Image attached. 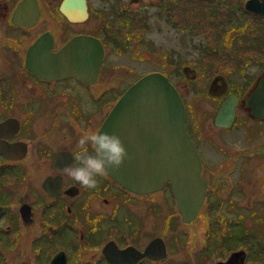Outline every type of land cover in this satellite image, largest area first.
I'll list each match as a JSON object with an SVG mask.
<instances>
[{
	"label": "flooded vegetation",
	"instance_id": "flooded-vegetation-1",
	"mask_svg": "<svg viewBox=\"0 0 264 264\" xmlns=\"http://www.w3.org/2000/svg\"><path fill=\"white\" fill-rule=\"evenodd\" d=\"M63 1L0 0V248H22L19 237L34 229L38 233L28 238V249L20 250L25 261L18 264H37L42 257H47L45 264H51L59 251H63L65 264H264V230L255 232L244 221L252 209L248 214L236 210L240 197L232 196L233 186L229 185L225 198L234 213L223 212L220 198H216V193L225 188L220 183L222 178L210 179L207 169L213 168L211 164L204 166L202 159L200 173L206 181L205 195L198 214L187 222L177 210L169 181L159 190L140 193L123 187L107 173L96 177L95 188H86L63 174L66 165L77 163L80 137L99 132L107 106L141 75L151 71L146 68L139 73L138 64L122 60L110 63L109 55L128 53L133 59L138 57L137 41L131 35L137 29V21L145 20L144 27L151 29V13L162 16L159 8L171 22L174 9H178L176 2L183 0H66L71 15L61 8ZM221 1L205 0L200 7L207 6L209 13L216 12L223 20L232 21L234 15L241 19V14L264 20V0ZM123 28L125 37H120ZM142 40L151 44L150 39ZM169 49L167 67L159 71L165 72L178 89L185 106L186 129L197 146L194 137L204 140L207 124L191 113L190 102L189 107L186 103L189 96L185 95L189 82L199 76L194 65L196 58H185L180 53L179 58L172 60ZM205 54L217 55L210 51L202 53ZM107 66L125 68L133 74L111 96L112 100L107 97L112 86L105 84ZM263 69L253 77L245 72L243 84L238 86L224 69L209 76L203 92L212 102L208 124L212 123L215 131L247 125L250 119L264 120L253 117L245 104ZM231 96L235 97L231 124H217V112ZM43 118L45 123L41 122ZM33 155L37 161L31 158ZM226 178L230 181L229 175ZM156 194H161L158 200ZM139 198H148L149 207L160 210L165 209L159 205L166 200L167 208H176L183 228L197 226L205 214L201 231L209 227L210 235L216 236L221 229L219 236L224 235L218 240H210L206 234H200L204 239H181L179 244L185 249L178 251L161 236L164 250L148 247L159 235L142 238L141 227L122 212L126 201ZM235 214H243L238 225L234 224ZM211 220L219 226L216 232L215 226L208 224ZM165 223L169 226L168 219ZM53 244L59 246L54 249ZM180 250L183 255L177 258L175 253Z\"/></svg>",
	"mask_w": 264,
	"mask_h": 264
},
{
	"label": "rangeland",
	"instance_id": "rangeland-1",
	"mask_svg": "<svg viewBox=\"0 0 264 264\" xmlns=\"http://www.w3.org/2000/svg\"><path fill=\"white\" fill-rule=\"evenodd\" d=\"M200 2H205V0H194V5L189 7V4H193L191 1H177L176 3L178 4L175 5L178 9H174L175 18L171 22L168 20L167 13L165 14L163 9L158 8V11L162 12V16L159 17L151 13V29L144 27L145 20H138L136 31L131 32V35L135 36L137 41L138 57L133 59L128 53L122 56L110 54L108 61L114 63L122 60L126 63H136L138 64L139 73H141L140 71L146 68H151V71L153 69L164 71V67H167L166 59L168 54L166 52L168 48H170L172 60L174 57L179 58L180 53L185 58H196L194 65L199 72V76L194 81L189 82L190 85L187 87L189 89L185 92V95L189 96V101L186 99V103L189 107L190 102V108L194 111H191V113L195 116L198 115L207 124L205 135L204 133L202 135L204 140L194 137L196 147L204 166L211 164L213 168L207 169L208 177L210 179L214 176L222 178L220 183L225 188L223 190L220 189L216 193V198H220L223 212L227 214L234 213V210H229L231 208L230 201L225 198L226 190L231 185L233 186L231 189L233 190L232 196L240 197L236 201V203H239L236 210L248 214L249 210L252 209L251 215L244 221L250 225L252 230L260 232L264 230V120L256 121L255 119H250L247 125L240 124L220 132L215 131L212 123L210 122L211 125L208 124L212 111V102L204 94L203 85L208 83L209 76L214 71L224 69L230 72L233 84L238 86L243 84V74L245 72H250L253 77L260 68L264 67V20L252 15L245 17L243 14H241V19L234 15L232 21L230 19L223 20L216 14L215 10V14H211L207 6L202 5L200 7ZM152 10L153 8L151 7ZM236 10L238 11V9ZM170 15L173 14L171 13ZM183 28H186V30ZM188 28H191V30H188ZM124 30V28L120 29V37H125ZM142 37L150 39L151 44L150 41L143 42ZM168 46L177 49L179 52L177 50L173 52L174 49ZM207 51L217 55L211 57L205 54L203 56L202 53ZM128 58L133 62L129 61ZM173 70L176 72L174 68ZM106 71L105 84L112 86V89L107 92V97H111L115 92L121 90L130 80L129 78L133 77V74L125 68L107 66ZM110 100H112V97ZM110 107L111 105H108L107 109L109 110ZM207 113L209 115H206ZM45 121V118L41 120L42 123H45ZM31 158L37 161L35 155ZM218 160L221 162L219 163ZM231 169L232 172L230 174L229 171ZM37 174L38 169L35 168V176ZM228 175L230 181L226 178ZM160 196L161 194H156V200ZM211 197H213V194ZM220 202L217 203L218 206ZM161 203L159 206H163L165 208L163 210L149 207L148 198L130 199L126 201L122 212L126 213L141 227L139 234L142 238L145 239L154 235L163 236L170 242V247L177 248V251L185 249L179 244L181 239L194 241L204 239L201 238L200 234H206L208 239L218 240L224 235L219 236L221 229L216 236L210 235L209 227H207L205 232L201 231L199 226L203 223L205 224V214L201 215L196 223L197 226L193 224L191 228H183L176 214V208L173 205L167 208L166 200ZM169 211L170 213L168 214ZM235 216L234 224L238 225L243 214H235ZM222 218L227 219L226 217ZM166 219H168L169 226L165 223ZM216 223V221L212 220L208 222L210 227L215 226ZM218 227L217 225L215 226V232ZM36 233H38L36 230L31 229L21 234L19 242L22 244V248L1 247L2 263L6 262L5 257L8 258L7 264H18L25 261L20 250L28 249L27 240ZM58 237H60V233ZM51 238H53V235H51ZM254 239L257 238L255 237ZM43 240L48 239L43 238ZM177 244L179 245L178 247ZM52 246L55 249L59 245L53 244ZM182 255L181 250L175 253L177 258Z\"/></svg>",
	"mask_w": 264,
	"mask_h": 264
},
{
	"label": "water",
	"instance_id": "water-1",
	"mask_svg": "<svg viewBox=\"0 0 264 264\" xmlns=\"http://www.w3.org/2000/svg\"><path fill=\"white\" fill-rule=\"evenodd\" d=\"M67 3L63 1L61 8L68 13ZM234 104L233 96L224 100L216 115L217 124H231ZM245 104L253 117L264 118V70ZM99 132L117 133L128 152L119 168L107 169L110 177L140 193L158 190L168 180L182 219L189 221L196 216L206 187L200 173L201 159L185 127L182 97L163 72L150 71L129 85L109 110ZM150 245L164 250L159 236ZM63 255L59 251L50 263L65 264Z\"/></svg>",
	"mask_w": 264,
	"mask_h": 264
},
{
	"label": "clouds",
	"instance_id": "clouds-1",
	"mask_svg": "<svg viewBox=\"0 0 264 264\" xmlns=\"http://www.w3.org/2000/svg\"><path fill=\"white\" fill-rule=\"evenodd\" d=\"M77 147V163L66 165L63 174L86 188L97 187L96 177L104 176L108 168H119L128 156L123 141L115 132L86 133L78 140Z\"/></svg>",
	"mask_w": 264,
	"mask_h": 264
},
{
	"label": "trees",
	"instance_id": "trees-1",
	"mask_svg": "<svg viewBox=\"0 0 264 264\" xmlns=\"http://www.w3.org/2000/svg\"><path fill=\"white\" fill-rule=\"evenodd\" d=\"M188 30H191V28H188ZM165 73V72H164ZM2 254L0 253V264H7V260L5 263H2ZM47 259V257H42L40 258V260H38V263L37 264H45V260ZM29 264V263H28Z\"/></svg>",
	"mask_w": 264,
	"mask_h": 264
},
{
	"label": "bare ground",
	"instance_id": "bare-ground-1",
	"mask_svg": "<svg viewBox=\"0 0 264 264\" xmlns=\"http://www.w3.org/2000/svg\"><path fill=\"white\" fill-rule=\"evenodd\" d=\"M258 119H260V118H258ZM263 119H264V118H263ZM167 181H168V180H165V182H167ZM165 182H164V184H165ZM164 184H163V186H164ZM163 186H162V187H163ZM162 187H161V188H162ZM161 188H160V189H161ZM158 190H159V189H158ZM203 199H204V198H203ZM199 208H200V207H199ZM197 214H198V212H197ZM197 214H196V215H197ZM190 220H191V219H190ZM186 222H187V221H186Z\"/></svg>",
	"mask_w": 264,
	"mask_h": 264
}]
</instances>
